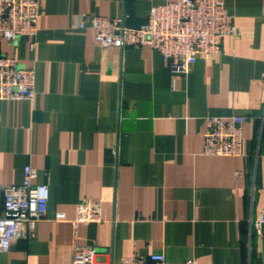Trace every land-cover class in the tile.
Returning <instances> with one entry per match:
<instances>
[{
    "label": "crops",
    "instance_id": "0c3cea01",
    "mask_svg": "<svg viewBox=\"0 0 264 264\" xmlns=\"http://www.w3.org/2000/svg\"><path fill=\"white\" fill-rule=\"evenodd\" d=\"M164 1L40 0L34 36L0 38V55L35 72L32 100H0V184L31 165L49 190L46 215L0 264H70L74 244L94 248L92 264L132 253L264 264L250 224L264 211V0H223L236 32L187 74L149 46H101L77 27L122 14L137 27ZM231 115L243 117L240 154H203L206 118ZM84 198L101 200L102 221L74 232Z\"/></svg>",
    "mask_w": 264,
    "mask_h": 264
},
{
    "label": "built area",
    "instance_id": "2783aa9c",
    "mask_svg": "<svg viewBox=\"0 0 264 264\" xmlns=\"http://www.w3.org/2000/svg\"><path fill=\"white\" fill-rule=\"evenodd\" d=\"M40 0H0V38L12 41L37 33ZM126 15L80 17L78 28H90L101 46L124 48L149 46L169 62L173 73L187 74L197 59H206L220 50L222 38L234 35L236 25L223 0H166L150 7L147 19L137 27L125 24ZM33 46V44H32ZM264 79V74H263ZM35 72L18 65L13 57L0 55V100H32ZM243 117L208 116L205 121L202 153L211 156L240 154ZM35 169L25 165L18 184H0V253L11 241L31 234L34 224L47 212L49 190L32 182ZM99 198H84L75 206L74 232L79 224L102 221ZM62 217V214H57ZM255 233L264 238V211L250 220ZM91 245L74 244L70 264H92ZM118 264H195L193 258L181 262L167 260L161 253L140 256L132 253Z\"/></svg>",
    "mask_w": 264,
    "mask_h": 264
}]
</instances>
